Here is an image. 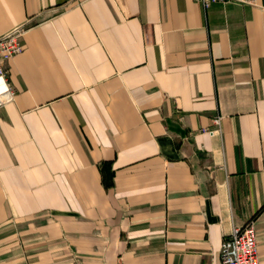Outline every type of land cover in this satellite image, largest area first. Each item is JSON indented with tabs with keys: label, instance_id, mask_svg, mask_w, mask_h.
<instances>
[{
	"label": "crops",
	"instance_id": "crops-1",
	"mask_svg": "<svg viewBox=\"0 0 264 264\" xmlns=\"http://www.w3.org/2000/svg\"><path fill=\"white\" fill-rule=\"evenodd\" d=\"M25 21L0 264H210L250 218L264 264V0H0Z\"/></svg>",
	"mask_w": 264,
	"mask_h": 264
},
{
	"label": "built area",
	"instance_id": "built-area-1",
	"mask_svg": "<svg viewBox=\"0 0 264 264\" xmlns=\"http://www.w3.org/2000/svg\"><path fill=\"white\" fill-rule=\"evenodd\" d=\"M203 8L217 0H197ZM253 4L255 0H219ZM27 21L18 23L0 34V106L13 100L14 89L8 80V61L22 51V35L27 28ZM213 124L207 127L209 132L220 131V118L215 115ZM255 226L250 218L242 224H233L219 243V259L210 264H258Z\"/></svg>",
	"mask_w": 264,
	"mask_h": 264
}]
</instances>
